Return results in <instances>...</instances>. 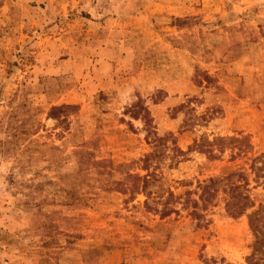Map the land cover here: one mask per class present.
I'll list each match as a JSON object with an SVG mask.
<instances>
[{
  "label": "rangeland",
  "instance_id": "obj_1",
  "mask_svg": "<svg viewBox=\"0 0 264 264\" xmlns=\"http://www.w3.org/2000/svg\"><path fill=\"white\" fill-rule=\"evenodd\" d=\"M0 264H264V0H0Z\"/></svg>",
  "mask_w": 264,
  "mask_h": 264
},
{
  "label": "trees",
  "instance_id": "obj_2",
  "mask_svg": "<svg viewBox=\"0 0 264 264\" xmlns=\"http://www.w3.org/2000/svg\"><path fill=\"white\" fill-rule=\"evenodd\" d=\"M235 175V173H232L226 178V188L224 189V193L226 194L225 202L228 213L233 217H240L252 206V199L249 194V184L245 179L246 177L240 174L237 181H231ZM217 182L219 181L216 179H210L209 187L217 184ZM242 182L243 184H240Z\"/></svg>",
  "mask_w": 264,
  "mask_h": 264
}]
</instances>
